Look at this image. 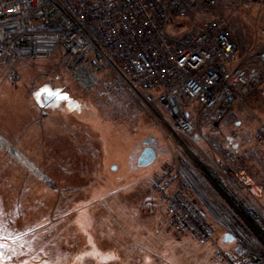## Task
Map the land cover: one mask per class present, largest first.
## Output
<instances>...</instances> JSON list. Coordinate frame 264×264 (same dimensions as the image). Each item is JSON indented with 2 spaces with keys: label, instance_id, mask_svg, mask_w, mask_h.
Here are the masks:
<instances>
[{
  "label": "rangeland",
  "instance_id": "1",
  "mask_svg": "<svg viewBox=\"0 0 264 264\" xmlns=\"http://www.w3.org/2000/svg\"><path fill=\"white\" fill-rule=\"evenodd\" d=\"M208 13L227 18L237 46L233 65L256 67L257 54L264 49L260 36L264 3L221 0ZM175 21L177 32L196 25L188 16ZM257 97L238 105L239 113L228 127L198 122L195 135L187 137L172 131L132 96L112 69L102 71L91 89L78 87L56 57L0 70V107L25 111L20 119L66 120L68 128L77 127L72 139L77 143L78 169L84 170L76 181L54 183L40 173L29 150L21 151L28 158L17 159L29 183L17 188L25 201L18 204L11 196L14 190L9 187L6 192L1 173L9 175L15 164L0 157V243L4 244L0 264H217L210 246L170 231L165 205L151 182L161 176L181 178L214 227L218 243L231 249L220 241L224 229L217 206L226 202L210 171L215 155L209 141L224 140L228 134L237 138L234 151L240 164L262 185L259 190H245V196L264 216V154L250 139L256 120L264 115V102ZM86 119L93 125L92 133L86 132ZM235 120L240 124L236 126ZM32 139L29 144L36 146L37 135ZM147 146L155 151V160L138 167L137 156Z\"/></svg>",
  "mask_w": 264,
  "mask_h": 264
},
{
  "label": "built area",
  "instance_id": "2",
  "mask_svg": "<svg viewBox=\"0 0 264 264\" xmlns=\"http://www.w3.org/2000/svg\"><path fill=\"white\" fill-rule=\"evenodd\" d=\"M220 1L0 0V70L56 57L78 87L91 89L102 71L112 69L175 133L192 137L198 122L226 128L236 104L252 94L264 102V49L256 67L233 65L237 46L227 18L208 13ZM183 16L196 25L177 32L175 18ZM260 36L264 41V25ZM251 138L264 154V117L256 120ZM209 146L212 178L226 202L218 204V214L232 250L215 240L213 226L188 195L189 185H172L162 176L151 188L165 205L166 226L209 244L217 264H264V216L245 196L262 185L228 144L212 137Z\"/></svg>",
  "mask_w": 264,
  "mask_h": 264
},
{
  "label": "crops",
  "instance_id": "3",
  "mask_svg": "<svg viewBox=\"0 0 264 264\" xmlns=\"http://www.w3.org/2000/svg\"><path fill=\"white\" fill-rule=\"evenodd\" d=\"M254 96L257 95L252 94L250 98ZM238 105L236 104L233 109L232 114L234 116L239 113ZM22 112L25 111L18 110L14 112L8 105L0 107V140L6 143L5 146L0 144V157L6 158V160L15 164L10 168L9 175L4 170L1 173L6 177V192L8 193L9 187L10 190L13 189L15 193L11 196L14 200H18V204H24L25 201L23 197L20 198L17 188L23 189V185L27 182L29 183V175L28 178L25 176L27 172L23 169L21 161L14 156L10 149L15 150L26 158L28 156H25L21 151L29 150L31 158L35 159L34 161L37 164L34 163L39 167L40 173L44 177L46 175L54 183H62L67 180L76 181L79 174H84V170L79 171L78 169L77 143L72 139L77 127L75 129L74 127L68 128L69 124L65 122L66 120L42 118L40 121H30V119H20L18 115L22 116ZM263 117L264 115L261 116V118ZM234 124L237 126L240 122L235 120ZM85 129L86 132H93V125L88 123L87 119L85 121ZM36 135V146L29 144V142L33 143L34 139H32V136ZM250 139L252 141L251 137ZM228 145L236 149L237 138L233 137L231 141H228ZM7 177L10 179V184ZM19 183L20 185L17 187L16 184Z\"/></svg>",
  "mask_w": 264,
  "mask_h": 264
},
{
  "label": "water",
  "instance_id": "4",
  "mask_svg": "<svg viewBox=\"0 0 264 264\" xmlns=\"http://www.w3.org/2000/svg\"><path fill=\"white\" fill-rule=\"evenodd\" d=\"M156 157V153L150 146L145 147L137 156L136 165L138 167H145L150 165ZM225 241H231V236L229 233H226L224 236Z\"/></svg>",
  "mask_w": 264,
  "mask_h": 264
},
{
  "label": "bare ground",
  "instance_id": "5",
  "mask_svg": "<svg viewBox=\"0 0 264 264\" xmlns=\"http://www.w3.org/2000/svg\"><path fill=\"white\" fill-rule=\"evenodd\" d=\"M0 144H2V145H6V143H4L2 140H0ZM10 151L14 154V156L15 157H17V158H23V156H21L18 152H16L15 150H11L10 149ZM19 161H20V159H19ZM33 167V166H32ZM40 178H42V175H38Z\"/></svg>",
  "mask_w": 264,
  "mask_h": 264
},
{
  "label": "snow or ice",
  "instance_id": "6",
  "mask_svg": "<svg viewBox=\"0 0 264 264\" xmlns=\"http://www.w3.org/2000/svg\"><path fill=\"white\" fill-rule=\"evenodd\" d=\"M4 244L0 243V249H3ZM0 258H3V252L0 251Z\"/></svg>",
  "mask_w": 264,
  "mask_h": 264
},
{
  "label": "trees",
  "instance_id": "7",
  "mask_svg": "<svg viewBox=\"0 0 264 264\" xmlns=\"http://www.w3.org/2000/svg\"><path fill=\"white\" fill-rule=\"evenodd\" d=\"M233 39H234V37H233ZM234 41H235V39H234ZM248 171V170H247Z\"/></svg>",
  "mask_w": 264,
  "mask_h": 264
}]
</instances>
